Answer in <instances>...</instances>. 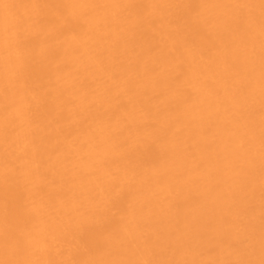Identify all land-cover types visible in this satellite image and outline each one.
Segmentation results:
<instances>
[{
    "label": "bare ground",
    "instance_id": "1",
    "mask_svg": "<svg viewBox=\"0 0 264 264\" xmlns=\"http://www.w3.org/2000/svg\"><path fill=\"white\" fill-rule=\"evenodd\" d=\"M0 264H264V0H0Z\"/></svg>",
    "mask_w": 264,
    "mask_h": 264
}]
</instances>
